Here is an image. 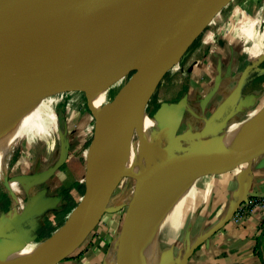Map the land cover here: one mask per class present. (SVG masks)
Here are the masks:
<instances>
[{"label": "water", "instance_id": "obj_1", "mask_svg": "<svg viewBox=\"0 0 264 264\" xmlns=\"http://www.w3.org/2000/svg\"><path fill=\"white\" fill-rule=\"evenodd\" d=\"M228 1L109 0L95 25L89 27L78 22L80 12L76 7L49 6L27 15L35 0H14L0 16V97L49 85L44 99L48 87L84 79L89 82L90 92L91 78L110 74L123 66L128 67L131 77L142 75L143 64L149 56L187 47ZM62 90L55 91V94ZM73 90L74 87L66 92ZM147 102L140 104L138 111L143 110L148 115ZM89 106L95 116L90 101ZM101 133L102 122L95 126L88 149V179L81 197L88 199V217L64 242L28 264H56L78 247L105 210L102 207L92 212L102 202L103 185L119 177H133L136 182L125 232L118 243L117 264H140L142 210L145 193L154 183L175 168L193 179L264 150V134L248 141L241 149L225 146L218 138L170 154L140 170L116 166L96 180L94 159ZM171 135H175L174 130ZM36 177L34 174L16 175L10 178V182L24 183ZM0 246L5 248L4 243Z\"/></svg>", "mask_w": 264, "mask_h": 264}, {"label": "crops", "instance_id": "obj_2", "mask_svg": "<svg viewBox=\"0 0 264 264\" xmlns=\"http://www.w3.org/2000/svg\"><path fill=\"white\" fill-rule=\"evenodd\" d=\"M246 4L233 7L226 21L206 32L205 51L189 69L186 91L175 102L167 101L169 106L162 110V115L168 117V112L173 115L169 121L173 130L185 137L190 148L218 139L222 126L236 125L248 110L264 101V46L260 53L252 55L260 49L264 35V0L260 6L253 0ZM220 116L223 118L217 119ZM40 118L33 132L26 135L30 144L41 141V148L35 146L36 161L32 168L37 177L21 183L22 206L14 208L19 217L13 223L5 220V224L18 225V235L23 237L67 206L64 196L67 188L62 186L57 195L52 189L57 188L54 176L69 159L70 144L61 136L47 140L53 135L49 128L55 131L59 126L57 116L53 122L47 119L48 125L52 123L49 128L48 125L42 128ZM38 134L48 137L44 140ZM254 196H264V150L193 178L187 193L185 219L179 224L185 228L175 248L174 264H264L262 212L253 209L233 218L237 206ZM94 254H70L56 264H103V257ZM110 263L107 260L106 264Z\"/></svg>", "mask_w": 264, "mask_h": 264}, {"label": "bare ground", "instance_id": "obj_3", "mask_svg": "<svg viewBox=\"0 0 264 264\" xmlns=\"http://www.w3.org/2000/svg\"><path fill=\"white\" fill-rule=\"evenodd\" d=\"M13 2L14 0H0V16ZM108 2L109 0H35L26 14L38 13L49 6H73L80 12L78 22L93 27ZM181 50L182 48H178L149 56L143 64L142 75L131 77L128 75V67L123 66L110 74L98 77V81L94 77L96 112L91 85L89 99L95 112L96 126L102 122L98 154L94 159L96 180L116 166L123 165L140 170L168 156L167 129H163L156 140L151 132L152 129L160 128L157 127L156 119L150 118L143 110L138 111V107L151 98L165 71L177 66L181 59ZM47 86L49 85L10 97H0V183L13 190H17L16 182L5 180L12 149L15 141L21 138L24 130L29 131L36 116L40 114L37 109L48 99H43ZM262 134L264 108L255 111L231 133L224 135L222 144L241 149L248 141L257 139ZM149 135L151 136L147 139ZM143 151L145 157L137 158L134 162L135 156H140ZM191 180L187 173L175 168L154 183L150 191H146L139 233L140 264H153L156 239L169 240L168 234L175 232L180 209L189 197L187 193ZM113 185L114 179L103 185L102 202L92 212L106 207V199ZM12 211L15 217L19 213L15 209ZM89 213L88 199L84 196L68 211L64 221L48 233L37 234L17 243L12 249L0 246V264H28L36 257L55 249L75 231ZM162 231H165L164 234ZM171 237L170 240L173 238Z\"/></svg>", "mask_w": 264, "mask_h": 264}, {"label": "rangeland", "instance_id": "obj_4", "mask_svg": "<svg viewBox=\"0 0 264 264\" xmlns=\"http://www.w3.org/2000/svg\"><path fill=\"white\" fill-rule=\"evenodd\" d=\"M248 1L249 0H234L229 4H224L206 25L203 31L196 37V39L187 47L182 49L181 59L176 66L177 68L175 67L176 70L175 68L171 67L165 71V73L161 77L159 85L156 87V90L148 100L145 107L146 112L149 116L154 118V120L157 118V127H160L158 130L152 129L151 132L153 134V137L157 140L159 134L163 132V129H167L166 132L168 131L169 133V145L167 147L168 151L166 155L174 154L175 152L179 153L190 148L191 146L189 145L188 141L184 139L185 137L179 138V131H174L175 135H171L173 126L169 121L173 115L171 116L169 112L168 117L167 115H162V110H164V108L166 110L169 106L167 105V101L175 102L186 91L189 69L194 64L196 58L200 57L205 51V47L208 42L206 32H211L219 25L221 21H226L225 19L228 18V15L230 14V11L233 10V7L238 5L246 6V3H248ZM253 1H256L258 3L257 5L259 6L262 5L263 2V0ZM262 19L263 21H261L264 22V17ZM263 46L264 35L262 37L260 49L255 50L252 55L260 53L263 50ZM137 65L138 64L134 66ZM96 79L98 81V77H96ZM93 80L94 78L90 80V85L92 86L94 93V109L96 112V88L95 81ZM72 87H74L75 90L71 91L70 94L67 93L66 91ZM61 88H63V90L60 91L59 94H55V91L58 92L59 90H61ZM88 89L89 82L85 79L70 83L61 82L54 86L52 85L48 87L46 96L49 97L47 99L49 101L46 100L41 103V105H39L37 111H39L40 114L36 116L31 128L29 129V131L24 130L21 138L15 141L7 165L8 169L7 175L5 177V180L7 182L10 181V178L12 176L32 174L33 161L35 160L36 156L34 152L35 146L38 145V147H40L41 141L40 143L37 142V144L31 140L33 143L30 144L29 135L28 137H26V135L28 134V132H33L34 127H37L38 119L40 118L39 116L41 115L40 121L43 122L42 128L48 125L47 119L48 121L51 119L50 121L53 122L55 117H58L57 119L59 126L56 127L55 131L54 129L49 128L52 126V123H49L51 125H48L49 132L53 135H51L49 138H47V134H38V136L44 137V140L46 138L47 140H51V138L60 139L61 136L63 141H68L70 144L69 159L62 166V170H60V172H58L54 176L53 180H55V187L57 188L52 189L53 192L55 190L54 193L57 195L60 193V188L62 186L67 188L64 191L67 206L62 212H59L58 214H56V216L51 217L49 222H47L45 225L41 226L38 229L29 230L27 236L23 237L21 235H18V225L17 227L14 225H9L8 222L5 224L6 219L7 221L9 220V222L13 223L20 214L18 213L15 217L12 214V210L14 208H21L22 206L19 191L21 190V194L23 195V184H21L20 182H16L17 190H13L7 185L0 183V243H4L5 248L12 249L19 242L30 239L37 234L48 233L51 229L62 223L68 211L82 199L81 197L86 191V184L88 179V149L92 141L96 126V117L94 116L89 106L90 99ZM47 108H50L52 114L51 112H48ZM261 108H264V101L261 104L257 103L253 109L248 110V112L245 113L240 120H245L253 113H255V111ZM42 113L48 114V117L43 118L44 116L42 115ZM220 118H223V116H220L217 119ZM239 123L240 121L237 122V124L235 123L236 125L232 124L230 127H227L225 125L222 126L220 133L218 134L221 143L223 141L224 135L231 133L234 130V127L236 129ZM150 136L151 135H149L147 139ZM140 157L142 159L145 157L144 151L140 156H135L134 162H136L137 158L140 159ZM60 180L63 181L61 182ZM135 182L136 179L133 177H119L114 180L115 186L113 185L109 195L107 196L106 207L101 215L99 222L89 231L82 243L78 247H76L70 254L74 256L75 254H78V252H88L89 254L91 253L93 255H95L94 253H97L100 254L101 257H103V264H106L107 260L109 261V263L111 262L110 264H115V261L117 262L118 259L117 257L115 259V252L117 253L119 240L120 238H122V235L125 232L127 216L133 197ZM27 186L28 185H26V187ZM186 202L187 201L185 200L180 209V216L175 232L172 231L173 233L171 232L170 234H168L169 240L171 236L173 238L171 237L172 239L170 241L156 239L153 264H174V261H177V253H175V248L180 244L182 229L185 228L184 226L180 227L179 224L184 218L186 214L185 212L187 211ZM25 221L28 220L25 219ZM167 241L169 244L167 243ZM69 255H67L66 257H68ZM66 257H64V259H66Z\"/></svg>", "mask_w": 264, "mask_h": 264}, {"label": "built area", "instance_id": "obj_5", "mask_svg": "<svg viewBox=\"0 0 264 264\" xmlns=\"http://www.w3.org/2000/svg\"><path fill=\"white\" fill-rule=\"evenodd\" d=\"M253 209H257L262 212L264 224V196H254L246 198L237 206L233 214V218L238 219Z\"/></svg>", "mask_w": 264, "mask_h": 264}, {"label": "flooded vegetation", "instance_id": "obj_6", "mask_svg": "<svg viewBox=\"0 0 264 264\" xmlns=\"http://www.w3.org/2000/svg\"><path fill=\"white\" fill-rule=\"evenodd\" d=\"M243 121V120H242ZM242 121H240V122H242Z\"/></svg>", "mask_w": 264, "mask_h": 264}]
</instances>
